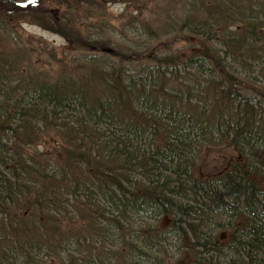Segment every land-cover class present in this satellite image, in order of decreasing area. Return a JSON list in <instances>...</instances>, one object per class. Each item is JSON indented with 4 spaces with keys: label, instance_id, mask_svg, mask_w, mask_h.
<instances>
[{
    "label": "trees",
    "instance_id": "1",
    "mask_svg": "<svg viewBox=\"0 0 264 264\" xmlns=\"http://www.w3.org/2000/svg\"><path fill=\"white\" fill-rule=\"evenodd\" d=\"M110 2L0 0V32L18 44L21 35H12L11 24L29 21L97 52L63 62L48 78L77 87L106 110L169 220L185 264H264V0H194L185 19L167 25L165 38L140 11L129 21L134 41L98 33L84 42L81 23L95 12L110 16ZM54 3L59 15L50 9ZM31 41L46 42L33 35ZM211 149L239 156L219 172L200 173ZM75 156L66 148L50 158ZM0 264L182 262L96 243L82 225L49 228L0 201Z\"/></svg>",
    "mask_w": 264,
    "mask_h": 264
},
{
    "label": "rangeland",
    "instance_id": "2",
    "mask_svg": "<svg viewBox=\"0 0 264 264\" xmlns=\"http://www.w3.org/2000/svg\"><path fill=\"white\" fill-rule=\"evenodd\" d=\"M130 1L112 0L110 16L95 12L83 21L84 42L98 33L114 42L134 41L137 36L129 21L140 11L156 35L165 38L167 25L185 19L194 6V0H149L147 5ZM55 3L50 9L59 15ZM104 24L116 30H104ZM11 26L12 35L21 38L18 44L13 39L7 43L0 32V201L49 228L82 225L96 243L141 248L185 264L169 220L124 142L114 134L106 110L89 103L77 87L48 78L46 72L56 73L63 62L97 52L78 48L74 40L36 23ZM32 35L47 45L32 42ZM22 45L27 53L19 49ZM17 52L31 61L20 60ZM66 148L76 152L72 160L50 158ZM238 156L234 150H207L198 170L219 172Z\"/></svg>",
    "mask_w": 264,
    "mask_h": 264
}]
</instances>
